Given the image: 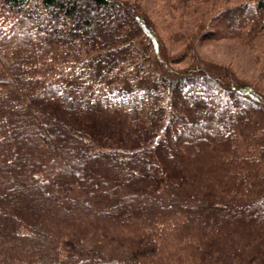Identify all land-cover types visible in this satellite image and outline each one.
Here are the masks:
<instances>
[{
    "label": "trees",
    "instance_id": "1",
    "mask_svg": "<svg viewBox=\"0 0 264 264\" xmlns=\"http://www.w3.org/2000/svg\"><path fill=\"white\" fill-rule=\"evenodd\" d=\"M157 1L175 52L144 0H0V264H264V84L196 49L264 62V0Z\"/></svg>",
    "mask_w": 264,
    "mask_h": 264
},
{
    "label": "rangeland",
    "instance_id": "2",
    "mask_svg": "<svg viewBox=\"0 0 264 264\" xmlns=\"http://www.w3.org/2000/svg\"><path fill=\"white\" fill-rule=\"evenodd\" d=\"M144 3L150 8L158 29L168 44L170 51L175 52L181 49V40H176L175 35H172V32L181 30L179 23L176 20L165 18L160 3L157 0H144ZM183 23L185 22L183 21ZM180 24L182 23L180 22ZM196 49L203 58L230 65L241 77L247 79L259 78L264 84V62L261 61L263 56L261 58L256 57L254 51H250L238 41L225 38L204 41L199 42L196 45ZM188 61L189 58H185L178 66L186 65ZM260 72L262 75H260Z\"/></svg>",
    "mask_w": 264,
    "mask_h": 264
}]
</instances>
